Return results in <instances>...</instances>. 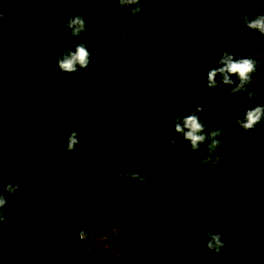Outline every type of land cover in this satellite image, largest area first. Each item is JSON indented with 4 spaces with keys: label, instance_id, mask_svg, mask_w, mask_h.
<instances>
[{
    "label": "trees",
    "instance_id": "16d2710c",
    "mask_svg": "<svg viewBox=\"0 0 264 264\" xmlns=\"http://www.w3.org/2000/svg\"><path fill=\"white\" fill-rule=\"evenodd\" d=\"M118 4L0 0V264H264V117L236 124L264 106V34L242 19L264 15V0H141L136 15ZM75 15L91 25L78 38ZM79 43L89 67L60 71ZM225 51L259 61L247 91L231 92L235 74L208 87ZM198 105L205 133L223 129L213 152L211 138L192 151L174 129ZM108 225L114 253L78 236ZM208 232L222 234L219 254Z\"/></svg>",
    "mask_w": 264,
    "mask_h": 264
},
{
    "label": "clouds",
    "instance_id": "9594fccd",
    "mask_svg": "<svg viewBox=\"0 0 264 264\" xmlns=\"http://www.w3.org/2000/svg\"><path fill=\"white\" fill-rule=\"evenodd\" d=\"M145 4L151 3L152 0H143ZM141 0H119L118 6L125 5H136L131 9L133 15H136L141 12L140 7ZM91 12V10H89ZM4 17V12L0 11V20ZM245 21V24L249 29H254L259 31L261 34H264V15H258L254 18H249L247 15L242 17ZM66 27L70 29V35L74 38H78L82 33L90 30L91 25L86 23L85 18L82 15H75L70 18ZM258 57L260 53H255ZM91 53L83 43H79L75 46V50L65 49L64 52L57 57V66L60 71L65 73H75L79 69H87L90 65ZM259 61L253 59L250 55L247 58L234 59L233 55H230L228 52H224L222 58L219 60L221 66L212 68L207 73V83L208 87H216L215 77L219 73L223 76L221 81L222 84L232 85L234 81L230 79V74H235L239 78V84L234 88H231V92L247 91L246 85L252 83L251 76L257 71V65ZM248 98L253 99L255 96V90L247 92ZM203 111L201 106H197L196 109L187 116L182 118L177 117L175 122L174 129L175 132L180 133L183 138L190 142V150L199 151L200 145L205 142L206 139L211 138V143L208 145L207 150L213 152L216 148L221 145V140L217 137L221 136L223 133L222 128H217L211 130L208 133H205V121H201L197 113ZM175 115V112L172 113ZM262 117H264V106H256L254 108L248 109L243 119H237L236 124L240 128L247 132L249 130H255L256 126L261 122ZM186 129V131H185ZM77 132L73 131L67 138V151L71 152L74 150L75 146L79 143ZM170 143L175 144V140H171ZM226 147V146H225ZM26 149L20 150V155L17 156V160H21L24 157V152ZM128 167H134L132 164H128ZM118 178L122 179H138L141 183L146 182L147 177L141 175L139 172H130V173H117ZM19 189V182L8 183L4 186V191L8 192L10 195L15 194ZM7 199L0 194V209H2L7 204ZM6 219L3 212H0V225ZM234 234V233H233ZM206 235L209 237L207 241V248L213 251L216 254H219L221 249L225 247V243L222 240V234L208 232ZM78 236L83 239L85 237V231L81 229L78 232Z\"/></svg>",
    "mask_w": 264,
    "mask_h": 264
},
{
    "label": "built area",
    "instance_id": "2783aa9c",
    "mask_svg": "<svg viewBox=\"0 0 264 264\" xmlns=\"http://www.w3.org/2000/svg\"><path fill=\"white\" fill-rule=\"evenodd\" d=\"M108 232L110 233V236ZM114 234H115L114 229L108 225L106 231L99 234L91 230L86 231L85 237L83 239L87 240L88 246L94 249L95 254L96 253L102 254L103 252L114 253V249H113L115 247L114 238H113Z\"/></svg>",
    "mask_w": 264,
    "mask_h": 264
},
{
    "label": "rangeland",
    "instance_id": "374dc122",
    "mask_svg": "<svg viewBox=\"0 0 264 264\" xmlns=\"http://www.w3.org/2000/svg\"><path fill=\"white\" fill-rule=\"evenodd\" d=\"M109 236H110V233L108 232Z\"/></svg>",
    "mask_w": 264,
    "mask_h": 264
}]
</instances>
